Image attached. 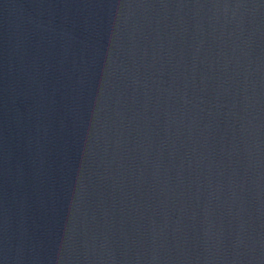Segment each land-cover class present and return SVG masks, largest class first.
<instances>
[{"label":"water","instance_id":"water-1","mask_svg":"<svg viewBox=\"0 0 264 264\" xmlns=\"http://www.w3.org/2000/svg\"><path fill=\"white\" fill-rule=\"evenodd\" d=\"M0 23L132 88L264 185V0H0Z\"/></svg>","mask_w":264,"mask_h":264}]
</instances>
